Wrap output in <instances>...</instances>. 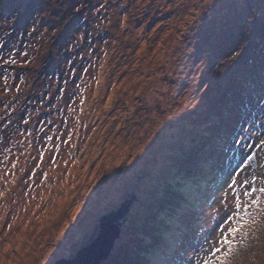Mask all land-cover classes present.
I'll return each mask as SVG.
<instances>
[{
	"label": "rangeland",
	"instance_id": "rangeland-1",
	"mask_svg": "<svg viewBox=\"0 0 264 264\" xmlns=\"http://www.w3.org/2000/svg\"><path fill=\"white\" fill-rule=\"evenodd\" d=\"M260 188L264 0H0V264H264Z\"/></svg>",
	"mask_w": 264,
	"mask_h": 264
},
{
	"label": "water",
	"instance_id": "water-1",
	"mask_svg": "<svg viewBox=\"0 0 264 264\" xmlns=\"http://www.w3.org/2000/svg\"><path fill=\"white\" fill-rule=\"evenodd\" d=\"M254 157L249 163L254 166ZM128 203H123L118 210L102 217L100 230L91 244L79 250L72 260H59L54 264H100L105 261L113 247L114 241L119 237L121 225L125 222L128 212Z\"/></svg>",
	"mask_w": 264,
	"mask_h": 264
},
{
	"label": "snow or ice",
	"instance_id": "snow-or-ice-1",
	"mask_svg": "<svg viewBox=\"0 0 264 264\" xmlns=\"http://www.w3.org/2000/svg\"><path fill=\"white\" fill-rule=\"evenodd\" d=\"M255 191H256V189H253V192H255ZM259 191H260L261 193H264V188H260ZM252 194H253L252 192L247 193V195H249V196H251ZM254 202H255V201H253V203H254ZM238 231H239L238 228H232V234H233V235H234L235 233H237ZM223 244L227 246L228 251H225V252L223 253L222 257H221L220 260H219V264H225V259L228 257V255H229V254L231 253V251H232V242H231V240H229V239H225V240L223 241ZM217 251L219 252L220 249H217ZM209 264H216V262H215V261H209Z\"/></svg>",
	"mask_w": 264,
	"mask_h": 264
},
{
	"label": "trees",
	"instance_id": "trees-1",
	"mask_svg": "<svg viewBox=\"0 0 264 264\" xmlns=\"http://www.w3.org/2000/svg\"><path fill=\"white\" fill-rule=\"evenodd\" d=\"M130 8H131V6H130ZM195 8H196V10H198V7H196L195 6ZM3 10H4V8L2 9V12H3ZM156 10V9H155ZM195 24H196V22H195ZM194 24V25H195ZM192 30V29H191ZM192 32V31H191ZM207 29L206 30H204L203 31V34L206 36V34H207ZM218 32V31H217ZM207 38V37H206ZM220 49H222V50H224V51H228V49H229V47H227V48H224V47H219ZM22 47H18V51H22ZM217 53V52H216ZM220 58H222L219 54H218V59H220ZM37 66H39V64H36V66L35 67H37ZM34 67V68H35ZM29 69V68H28ZM23 70H27V69H23ZM31 71H37V70H34V69H30ZM37 74V76L39 77L40 76V72L38 73H36ZM39 74V75H38ZM21 76V74H17V79L19 78ZM260 79H262V77L260 78ZM223 110V112L222 113H224V114H222L221 115V119L223 120V119H225L227 116H229V110H227L226 108H223L222 109ZM220 119V120H221ZM220 122H222V121H220ZM231 160H233V159H231ZM218 161H220V162H227V164L229 163V161H230V159L229 158H225L223 161H221V160H218Z\"/></svg>",
	"mask_w": 264,
	"mask_h": 264
}]
</instances>
